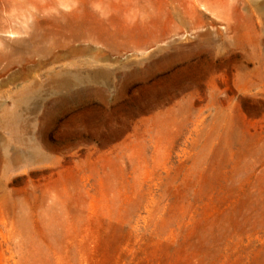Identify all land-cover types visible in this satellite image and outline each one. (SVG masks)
Returning a JSON list of instances; mask_svg holds the SVG:
<instances>
[{
    "label": "rangeland",
    "instance_id": "rangeland-1",
    "mask_svg": "<svg viewBox=\"0 0 264 264\" xmlns=\"http://www.w3.org/2000/svg\"><path fill=\"white\" fill-rule=\"evenodd\" d=\"M0 119V264H264V0H0Z\"/></svg>",
    "mask_w": 264,
    "mask_h": 264
},
{
    "label": "bare ground",
    "instance_id": "bare-ground-1",
    "mask_svg": "<svg viewBox=\"0 0 264 264\" xmlns=\"http://www.w3.org/2000/svg\"><path fill=\"white\" fill-rule=\"evenodd\" d=\"M81 44H82V42H81ZM83 49H79L78 51H80V52H83V53H85V52H88L89 51V49H87V50H85V51H82ZM101 52V51H100ZM3 53H5V51L3 52ZM102 53V52H101ZM10 55V54H9ZM92 56V55H91ZM100 56V55H99ZM89 57V56H88ZM95 57V56H94ZM97 57V56H96ZM91 58V57H90ZM99 58V57H98ZM3 59V58H2ZM57 59V58H56ZM95 59H97V58H95ZM72 60V59H71ZM75 61V60H74ZM96 61V60H95ZM94 61V62H95ZM89 62V61H88ZM68 64H69V62H67ZM75 63V62H74ZM91 64V63H90ZM42 65V64H41ZM40 66V65H39ZM77 68V67H76ZM27 69V68H26ZM104 69V68H103ZM29 71H30V69H29ZM86 71V70H85ZM79 72V71H78ZM77 73V72H76ZM79 73H81V72H79ZM112 74V73H111ZM19 75H21V74H19ZM18 75V76H19ZM106 75V73H105V71H103V70H98V71H96V72H94L93 74H91V76L92 77H90V75H87V80H89L90 78L92 79V80H94V82L95 83H98V81H99V79H101V78H103L104 76ZM62 76H64V75H62ZM61 76V77H62ZM86 76V75H85ZM26 77V76H25ZM32 78H33V76H31ZM22 78V77H21ZM60 78V77H59ZM82 78V77H81ZM8 79V78H7ZM28 79H29V77H28ZM6 81V80H5ZM12 82V81H11ZM26 82H27V80H26ZM89 82V81H88ZM80 83V79H79V77L78 76H76V75H74V74H72V75H68V79H62V83H61V87H64L65 89H67L68 90V92L66 93V94H68L69 96H75L76 94H78L79 92H81V94H82V91H80V90H78V91H72V90H70V88H71V86L72 85H77V84H79ZM90 84V83H89ZM8 85V84H7ZM88 85V84H87ZM93 85V84H92ZM27 86V85H26ZM91 86V85H90ZM89 86V87H90ZM2 88V87H1ZM73 88V87H72ZM84 88V87H83ZM94 88V87H93ZM101 88V87H100ZM31 89V88H30ZM66 90V91H67ZM107 91V90H106ZM35 93V92H34ZM27 95V94H26ZM29 95H31V92H30V94ZM28 96V95H27ZM65 96V95H64ZM15 97H18V96H15ZM20 97V96H19ZM17 99V98H16ZM15 100V99H14ZM21 101V100H20ZM23 103V102H22ZM15 104V103H14ZM16 106V105H15ZM24 106V105H23ZM17 107V106H16ZM20 107V106H19ZM15 108V107H14ZM12 109V108H11ZM17 110V109H16ZM6 113H8V112H6ZM9 115H7V116H10L12 113H8ZM6 115V114H5ZM14 115H15V111H14ZM5 118V117H4ZM3 118V119H4ZM13 118H14V116H13ZM15 119V118H14ZM1 120V119H0ZM4 121V120H3ZM17 121V120H16ZM10 122H12V120L10 121ZM5 124V123H4ZM14 124V123H13ZM15 124H16V122H15ZM36 151V150H35Z\"/></svg>",
    "mask_w": 264,
    "mask_h": 264
}]
</instances>
